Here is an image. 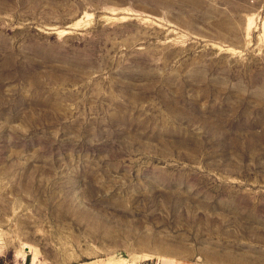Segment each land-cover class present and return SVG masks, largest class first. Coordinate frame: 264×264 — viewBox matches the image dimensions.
<instances>
[{"label":"rangeland","instance_id":"obj_1","mask_svg":"<svg viewBox=\"0 0 264 264\" xmlns=\"http://www.w3.org/2000/svg\"><path fill=\"white\" fill-rule=\"evenodd\" d=\"M0 264H264V0H0Z\"/></svg>","mask_w":264,"mask_h":264},{"label":"bare ground","instance_id":"obj_2","mask_svg":"<svg viewBox=\"0 0 264 264\" xmlns=\"http://www.w3.org/2000/svg\"><path fill=\"white\" fill-rule=\"evenodd\" d=\"M250 27V26H249ZM251 29V28H250Z\"/></svg>","mask_w":264,"mask_h":264}]
</instances>
